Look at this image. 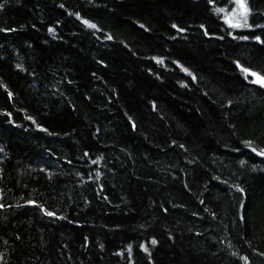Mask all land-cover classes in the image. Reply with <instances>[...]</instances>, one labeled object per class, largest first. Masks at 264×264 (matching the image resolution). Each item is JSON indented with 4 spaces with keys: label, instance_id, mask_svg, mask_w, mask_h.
Returning a JSON list of instances; mask_svg holds the SVG:
<instances>
[{
    "label": "trees",
    "instance_id": "16d2710c",
    "mask_svg": "<svg viewBox=\"0 0 264 264\" xmlns=\"http://www.w3.org/2000/svg\"><path fill=\"white\" fill-rule=\"evenodd\" d=\"M0 0V264H264V0Z\"/></svg>",
    "mask_w": 264,
    "mask_h": 264
},
{
    "label": "rangeland",
    "instance_id": "374dc122",
    "mask_svg": "<svg viewBox=\"0 0 264 264\" xmlns=\"http://www.w3.org/2000/svg\"><path fill=\"white\" fill-rule=\"evenodd\" d=\"M235 3L234 8L227 13L226 20L230 25L235 27H242L243 23L246 22L247 18V7L244 0H233ZM251 78L258 82L262 83L264 80L259 77L256 73L250 72Z\"/></svg>",
    "mask_w": 264,
    "mask_h": 264
}]
</instances>
